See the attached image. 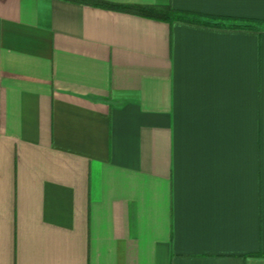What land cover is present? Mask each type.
<instances>
[{
    "label": "crops",
    "instance_id": "0c3cea01",
    "mask_svg": "<svg viewBox=\"0 0 264 264\" xmlns=\"http://www.w3.org/2000/svg\"><path fill=\"white\" fill-rule=\"evenodd\" d=\"M0 264H264V24L0 0Z\"/></svg>",
    "mask_w": 264,
    "mask_h": 264
},
{
    "label": "trees",
    "instance_id": "16d2710c",
    "mask_svg": "<svg viewBox=\"0 0 264 264\" xmlns=\"http://www.w3.org/2000/svg\"><path fill=\"white\" fill-rule=\"evenodd\" d=\"M104 9L135 14L172 23L185 21L217 27L261 29L264 20L205 15L174 8L171 4L120 3L109 0H71Z\"/></svg>",
    "mask_w": 264,
    "mask_h": 264
}]
</instances>
